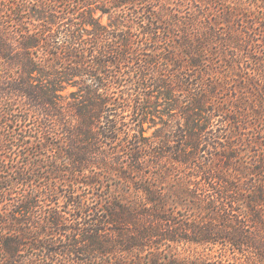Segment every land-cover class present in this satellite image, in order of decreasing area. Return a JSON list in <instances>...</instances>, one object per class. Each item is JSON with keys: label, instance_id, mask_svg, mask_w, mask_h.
Segmentation results:
<instances>
[{"label": "trees", "instance_id": "1", "mask_svg": "<svg viewBox=\"0 0 264 264\" xmlns=\"http://www.w3.org/2000/svg\"><path fill=\"white\" fill-rule=\"evenodd\" d=\"M142 1L12 0L13 7L7 8L4 1L0 0V111L3 108L8 109L10 105L17 107L23 102L43 134L52 135L55 130L51 131V126L56 127L59 122L65 121V109L62 113L61 109L55 111L58 106L55 93L63 92L64 84L76 87L78 93H82L79 103L72 107L75 122L68 126L65 133L63 145L66 151L60 152V146L57 147L59 141L55 147L70 168L63 169V165L57 164L58 161L53 162L48 171L51 178L56 179V175L62 176V173L76 178L85 176L89 167L95 164L93 155L98 151L96 147L100 146L102 150L106 146L105 142L120 140L123 134L125 141L132 146L129 155L132 159L131 165L126 167L130 172L145 174L146 168H153L149 161L163 156L162 152H157L155 156L149 154L144 157L146 162L137 158L142 135H131L120 120L121 112L126 110V105L130 108V102H133L134 110L140 117L147 114L140 100L133 97L134 94H122L123 102L120 104L123 105L119 114H113L110 107L106 110V102L96 103L100 101L97 90H103L109 82L119 84L121 71H112L107 76V70L129 65L127 57L134 47L135 38H145L148 44L151 36L163 35L161 27L156 26V23L164 19L162 14L161 20L158 10L165 12L169 8L167 1L162 0L160 3V0H152L158 4L157 7L154 5L152 12L142 7ZM60 5L64 6L62 10L57 9ZM12 8L17 11V16L22 14L24 20V14H27L28 19L41 24L42 29L38 32L30 30L21 42H13L14 37L8 27ZM234 9L238 10L235 4ZM244 9L237 11L238 16ZM98 11L108 14L111 25L115 24L117 28L109 30L101 27L95 19ZM23 20L16 21L17 25H21ZM131 22L139 24L142 31L138 34L129 32L127 29ZM39 33H43V37L35 36ZM85 36L91 37V41L85 42ZM263 46L264 37L259 48ZM40 48H45L46 51L55 50L54 60L37 59L38 53L34 51ZM259 52L263 55V51ZM254 56L257 55L252 57L255 62L248 68L252 79L245 75L241 84L245 87V83L253 81L255 91L249 93L251 96L244 92L242 105L236 107L242 122L255 111L254 103L250 102L252 98L256 99L260 109H264V56H260L257 62ZM59 62L62 65L60 71L56 69ZM8 68L17 75L11 76ZM51 76L53 79L48 81ZM121 99H117L118 103ZM189 100L190 106L184 112L194 114L199 111L202 114V107L208 99H202V95H192ZM111 102L112 100L110 105L121 108L115 103L116 99L114 103ZM1 116L6 123L2 126L3 131L8 134L0 133V146H18L19 138H13L9 134L12 132L6 129L10 127L8 122H13L8 120L9 110ZM192 117L193 115L191 119ZM191 121L195 127L194 120ZM56 130L58 132L54 135H59V129ZM190 130L189 127V130L183 131L181 146L174 150L175 166L171 168L183 167L196 171L195 178L200 180L195 187L190 188L194 184L188 187L180 185L181 182L188 183L181 178L179 187L171 194L165 189L159 190L158 186L154 188L155 185L148 182L140 189L143 195L135 201L119 199L108 206L102 204L100 207L99 203L93 205V201L88 204L91 199L83 200L75 190L61 191L66 201L61 207L58 201L62 196L55 187H33L29 192L24 191L23 201L18 203V207L9 205L15 211L13 218H0V264H34L32 261L38 260L46 263L47 259L52 262L80 261V257L84 258L82 261L93 262L108 261L112 257L114 260L115 257L116 261L126 264L124 261L134 258L136 253L141 255L145 250H161L164 246L170 248L171 245L180 243L201 246L215 254L223 251L221 257L233 260L230 261L231 264H264V156L254 157L256 163H253V159L251 162L239 152L229 153L231 145L220 143L216 149L218 152L212 155V159L201 161V137ZM46 139L45 135L42 140ZM29 144L32 143L26 140L20 147L26 148ZM239 144L235 145L237 150L240 149ZM150 145L149 143L146 146L150 148ZM41 146L49 147L46 143ZM35 148L38 151V147ZM140 163H146V167L140 166ZM1 172L3 171L0 168ZM18 175L25 176L21 173ZM161 176L163 177L162 174ZM88 178L93 180L92 177ZM160 178L158 176L154 180L160 183ZM20 180L29 183L24 177ZM165 182L162 184H166ZM79 183L89 187L91 193L95 181ZM14 184L11 179L5 183L0 182L2 199L9 200L15 194L13 191L17 188ZM183 195L185 200L189 199L193 203L194 210L197 211L195 213L200 216L196 215L193 219L185 216L176 222L175 205ZM52 201L57 204L56 207L52 206ZM38 212H41L40 215L35 217L34 214ZM73 213H80L76 220L79 217L83 219V215L92 218V223H86L88 229L78 228L81 225L79 221H76L75 227L73 224L67 225L70 221L68 216ZM211 255L206 252V256ZM154 257L156 258L150 264H162L161 255L156 253ZM174 257L167 254L164 259Z\"/></svg>", "mask_w": 264, "mask_h": 264}, {"label": "rangeland", "instance_id": "2", "mask_svg": "<svg viewBox=\"0 0 264 264\" xmlns=\"http://www.w3.org/2000/svg\"><path fill=\"white\" fill-rule=\"evenodd\" d=\"M3 1L7 8L13 7L12 0ZM166 1L169 8H166L163 13H161L162 10H158L159 17L161 18L163 14L164 19L161 18L162 22L156 23V26L161 27L163 35H159V37L158 35L151 36L148 44L145 38L138 39L136 37L134 47L130 51L131 54L127 57L129 65L120 69L111 67L107 70V76H110L112 71H121L122 76L119 78V84L114 85V83L109 82L103 90H97L100 101L96 102L104 104L106 102V110L110 107L113 114L117 112L119 114L123 105L120 104L123 102L121 99L122 94H134L133 97L138 101L140 100L139 102H141V106L144 107L147 114L140 117L138 112L134 110L133 102H130V108L126 105V110L121 112L120 118L122 119L120 120L124 126L126 125L125 129H128L131 135H142V143L137 158H141V161L146 162L144 157L149 154L155 156L157 152H162L163 156L159 157L160 159L149 161L153 168H146L145 174L130 172L126 167L131 165L132 159L129 155L132 146L128 144V141H125V134H123L120 140L105 142L106 146L102 150L100 146L96 147L99 152L97 151L93 155V163L95 164L89 167L85 176L76 178L62 173V176L56 175V179L51 178L48 171L53 162L58 161L57 164L63 165V169L70 168L63 161L62 154H59L55 147L58 144L57 141H59L60 145L58 144L57 147L60 146V152L62 150L66 151L65 145H63V140L66 138L65 133L68 126L75 122L73 120L75 113L72 107L79 103L82 93H78L76 87L65 84L63 85V92L55 93V102L58 105L55 111L58 112L61 109L62 113V110L65 109V115L63 116L65 117V121L63 120L65 124L61 121L56 127L51 126L53 128L51 131L55 130L54 133L58 132L56 129H59V135H54V133L52 135H49V133L43 134L42 129L32 120L29 108L19 101L21 103L17 107L10 105L8 109L3 108L0 111V133L8 134V132L3 131L2 126L6 123L5 120H2L1 117L3 116L1 115L9 110L8 120L13 122H8L10 127L6 129L12 132L9 134L13 135V138H19L18 146L13 147L12 144L0 146L2 150L0 152V168L3 171L0 173V182L4 181L5 183L8 179L14 180V185L17 188L13 191L15 194L9 197V200L0 197V218H13V212L15 211L9 205L18 207V203L23 201L24 191L29 192V189L33 187L45 189L48 185L53 186L61 196V191L75 190L79 193L80 198L91 199L88 204L92 201L93 205L99 203L98 207L102 204L108 206L119 199L135 201L143 195L140 189L148 182L155 185L154 188L158 186L159 190L165 189L170 191L171 194L179 187V179L181 178L182 181L188 183L181 182L180 185L188 187L194 184L190 187L193 188L200 180V178H195L196 171L183 167L171 168L175 166L173 164V160L176 158L174 150L181 146L183 131L189 130V127L193 134L196 136L198 134L200 135L199 138L201 137L200 142L203 149L200 154L201 161L208 158L212 159L218 152L216 149L218 145H221L220 143L226 146L231 145L229 153L237 154L239 152L251 162L254 157L264 156V109H260L256 99L252 98L250 102L254 103L255 111L250 113V116L244 119L243 122L239 111L236 110L237 105H242V94L246 92L245 95L249 96L250 92L255 91L253 81L245 83V87L241 84L242 77L245 75L252 79L248 68H251L255 62L252 59L253 55H257L254 56L256 62L260 56H264V50H262L264 46L259 48L262 46L264 37V0ZM161 2L162 0H160ZM234 4L238 10L245 8L239 16L238 10L234 9ZM154 5L155 7L158 6L152 0L142 1V7L148 12L154 10ZM62 7L64 6L60 5L57 9L62 10ZM104 9L106 11L107 7ZM10 13L8 27L12 37H14L13 42L16 44L23 40V36H26L28 31L38 32L42 29L41 24L38 25L36 22L30 21L27 14H24L26 18L23 20L22 14L20 17L17 16V11L14 8ZM95 19L103 28L109 30L117 28L114 26L115 24L111 25L108 14L98 11L95 13ZM21 20L24 22L17 25L16 21ZM127 30H130L129 32L132 34H138L142 31V27L131 22L128 24ZM42 34L39 33L35 36L43 37ZM119 34L118 32L117 35ZM84 39L85 42L91 41V37L85 36ZM259 51H263V55ZM34 52L38 53L37 59H49L50 61L54 60L53 55L56 53L55 50L46 51L45 48H40ZM132 54L134 55L132 56ZM61 66L59 62L56 69L60 71ZM16 72L19 71L16 70ZM8 73H11V76L17 75V73H12L11 68H8ZM52 77L48 81L52 80ZM192 95H202V99H208L205 100L206 104L202 107V114L199 111L194 114L184 112L190 106L189 98ZM117 99H121V102L118 103L119 100ZM110 100H112L111 103L119 104L121 108L119 109L117 105H110ZM191 115H193L192 119ZM191 120H194L195 127ZM45 135L47 139L43 141ZM56 138H59V140ZM227 138H229L228 141ZM26 140L32 144L34 142V146L29 144L26 148H21L23 141ZM43 143H46L49 147L41 146ZM149 143L151 144L150 148L146 146ZM237 144L240 145L239 150L235 146ZM35 147H38V151ZM253 163H256V159H253ZM145 164L140 163V166L145 168ZM106 165H109V167ZM18 173L25 176H19ZM124 173L128 174L124 175ZM158 176L162 178H160V183L154 180ZM23 177L29 180V183L21 181L20 178ZM88 177H92L93 180ZM89 181H95L91 193L89 187L79 183ZM163 182L166 184H162ZM184 197L185 195L181 196V200L175 205L176 222H179L185 216L193 219L196 215H199V213H195L197 211L194 210L193 203L189 199L185 200ZM63 198L64 196L58 201L61 207L66 202ZM172 199L174 201V198ZM56 205L52 201V206L56 207ZM40 213H35L34 216L37 217ZM77 215L79 216L80 213L69 215L68 219L70 221L67 225L73 224L74 226L76 221H79L81 225L78 228L88 229L87 224L92 223V218L83 215V219L79 217L76 220ZM22 220L25 219L22 218ZM206 252L215 256H206ZM156 253L158 256L161 255L160 262L162 264L166 262L176 264H231L230 261H233L222 258L223 251H218L215 254L210 249L205 250L201 246L180 243L173 244L170 248L164 246L161 250H145L141 255L136 253L134 258L124 262L126 264H150V261L156 258L154 257ZM167 254L175 257L165 260L164 256ZM83 259V257H80V261L76 259L77 261L54 262L47 259L46 263L43 260L32 261V263L121 264L123 262L116 261L117 258L115 257L114 260H112V257L108 261L95 262L82 261Z\"/></svg>", "mask_w": 264, "mask_h": 264}]
</instances>
